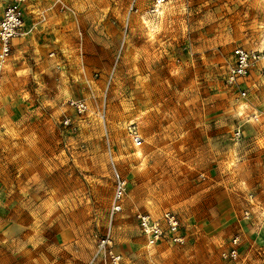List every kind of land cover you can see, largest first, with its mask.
Segmentation results:
<instances>
[{"label": "rangeland", "instance_id": "rangeland-1", "mask_svg": "<svg viewBox=\"0 0 264 264\" xmlns=\"http://www.w3.org/2000/svg\"><path fill=\"white\" fill-rule=\"evenodd\" d=\"M153 4L23 6L0 70V264H264V0ZM238 48L256 58L232 83ZM165 211L184 242L149 246L137 214Z\"/></svg>", "mask_w": 264, "mask_h": 264}, {"label": "built area", "instance_id": "built-area-1", "mask_svg": "<svg viewBox=\"0 0 264 264\" xmlns=\"http://www.w3.org/2000/svg\"><path fill=\"white\" fill-rule=\"evenodd\" d=\"M29 0H13L7 5L0 19V70L6 63L7 58L11 53L12 41L22 35L24 25L23 6ZM153 12L158 13L166 0H153ZM235 62L232 66L229 79L234 81L244 78L249 70L250 65L255 60V55L250 52L238 48L234 51ZM70 106L81 115L86 111V104L81 100L70 101ZM142 138L136 133L133 134V144L135 147H141ZM127 193V183L120 176L115 182V192L111 206V216L122 211V203ZM139 229L142 236L146 239L149 246H156L163 242L173 244H181L184 242L183 227L177 215L171 211H165L159 217H154L149 213L140 212L137 214ZM110 239L102 241V245L109 244ZM237 239L233 241L232 247L223 254V257L236 260L238 258ZM113 264H121V257L112 255Z\"/></svg>", "mask_w": 264, "mask_h": 264}]
</instances>
